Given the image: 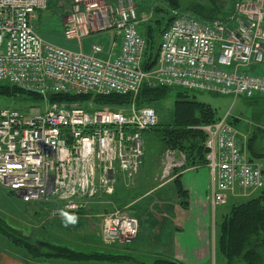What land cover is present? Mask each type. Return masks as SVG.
Here are the masks:
<instances>
[{"label": "built area", "instance_id": "obj_1", "mask_svg": "<svg viewBox=\"0 0 264 264\" xmlns=\"http://www.w3.org/2000/svg\"><path fill=\"white\" fill-rule=\"evenodd\" d=\"M68 6L63 38L76 50L36 32L34 19L47 10L48 0H0V84L44 97L135 98L144 83L234 100L264 97V0L236 1L226 19L172 11L149 72L141 68L147 46L141 27L154 20L152 10L145 15L133 0H70ZM105 31L115 35L108 57H100L97 44L90 54L81 51L84 38ZM89 108L63 103L35 113L0 109V188L23 204H51L55 213L70 215L96 197L112 195L119 175L136 174L144 155L141 133L158 125L156 111L133 104ZM201 129L213 210L229 194L264 188L262 167L248 161L226 116ZM162 157L159 179L165 182L185 157L171 150ZM138 233V220L116 210L103 217L99 236L106 244L123 245Z\"/></svg>", "mask_w": 264, "mask_h": 264}, {"label": "rangeland", "instance_id": "obj_2", "mask_svg": "<svg viewBox=\"0 0 264 264\" xmlns=\"http://www.w3.org/2000/svg\"><path fill=\"white\" fill-rule=\"evenodd\" d=\"M133 1L140 9V11H142V13H144L145 15H148V12L151 10L152 12H154V8L155 10L157 8L163 10L159 12L160 15L154 16V20L162 16H166L165 12L169 9V6L167 5L168 1L165 2L164 0ZM177 1L182 9H194L202 13L213 12L214 14H217V17L219 19H226L231 16L234 11V3L236 2V0ZM68 8L69 6H66V10H68ZM48 9L49 12H46L44 15H49L50 17L51 11H53L52 2L48 5ZM35 27L36 32L41 35L37 30L36 22ZM49 31L53 32V35L58 33L57 35L60 38L59 41H61V44H57L54 42L50 43H53L54 45L62 48L76 50V47H74V42L66 41L63 38V27L61 21L57 20V22H51L48 32ZM109 34L110 31L93 33L84 38L82 44L87 40H91L92 42L98 43L105 48L104 39H107V36H109ZM106 48H108V46H106ZM168 90L169 91L165 97H163L160 101L152 104V106L157 111L158 122L161 126L172 124L174 105L178 100V95L176 93L180 92L181 89L171 88ZM183 96L186 101H194L210 107L209 109H212L215 112V116H217L218 118H223L225 116L227 119L229 117L230 120L232 118V127L237 131V134H240V137L242 135L243 137L245 136L246 138H249L245 140L243 139V137H241L244 144L245 142H247V145L249 144V146H256V142L257 144L264 145V117L263 114H261V112L263 111L260 112L256 109H253L255 107H259L260 103L249 104V102L244 98H238L234 100L229 96H221L206 92H189L188 94H183ZM51 105L52 104L46 103V100H43L42 102H30L23 96H15L9 98L0 97V109H13V107H17V109H22L24 111H27L28 113H35L46 111L51 107H54L56 104H53V106ZM85 106L87 108L90 107L89 109L96 108L91 102H88L87 104H85ZM102 108L111 107L103 106L99 109ZM122 108L123 107L118 109ZM249 109L250 113L248 115L247 113ZM205 126L207 125L198 127V129L202 130L201 128ZM141 135L144 145V155L142 158L143 168L132 176L119 175L117 177L113 194L110 196L101 195L90 201L87 205V208L84 210L83 215L57 214L55 213V209L53 207L47 206L46 204H44L43 206L39 204L25 205L21 202L20 199L6 194L3 189L0 188V218L3 221L7 222L9 226L18 230L24 236L30 238L32 241H43L44 243L66 247L88 254H113V256H116L115 258H117L110 263L108 259V261L103 263L90 261L85 262V264H143L145 262L143 256L141 254H133V249H131L132 247H127L129 251L122 252L120 251V247H118V245L106 244L99 236L102 219L108 213L120 210L129 216H133L137 220L138 218L139 220L140 218H146L145 216H143L140 209L141 206H144L146 203H148V201L153 196H151V184L148 183L146 187H144L143 184L139 185L137 182V176L143 170H145V173L149 174L150 177H152L154 173H157L159 171V163L163 159L162 155L164 152V146H161L162 143H158L157 139L154 138L153 133L144 131L141 133ZM161 149L163 152L161 151ZM170 150L174 152L176 151V149ZM177 152L180 153V151ZM261 161L264 168V158ZM207 171L209 173L208 169ZM208 173L207 183L210 187V177ZM175 179L176 178L170 181L169 184L165 185L162 189L165 190V198H168L169 200H179L180 198L183 199V197H180L176 192V188L174 185ZM158 181H154V184L160 185V182ZM182 189L187 192V197L185 196L184 198H188V190L184 189L183 186ZM162 190L159 193L163 192ZM159 193L158 195H160ZM208 193L210 194L211 190H209ZM256 195L257 192L239 193L238 196H241L242 198L238 200L231 199L227 201L225 205L214 208L213 215L215 214L214 216L216 217V225L219 224L222 214L229 213L232 205L245 202L249 198ZM154 211L155 209H152V212L155 214ZM175 216L176 214L173 210H170L164 214L162 213L161 215V217H164V219L172 221H174L173 218H175ZM3 249L7 250L6 247L0 244V250ZM221 260L222 259H219V257L215 255V258L212 259L211 264H222Z\"/></svg>", "mask_w": 264, "mask_h": 264}, {"label": "trees", "instance_id": "obj_3", "mask_svg": "<svg viewBox=\"0 0 264 264\" xmlns=\"http://www.w3.org/2000/svg\"><path fill=\"white\" fill-rule=\"evenodd\" d=\"M168 1L169 9L165 12L166 16H162L148 23L145 28L141 27L146 39V50L144 53L141 68L144 72L152 70L156 64L159 39L163 31L167 28L171 21L172 11L189 12L199 20L216 19L217 14L213 12L202 13L194 9H182L177 0ZM241 1V0H236ZM50 0H48V5ZM153 15H160L159 8L153 9ZM216 13V12H215ZM167 88L151 87L143 84L135 98L131 95L108 94V95H72V94H56L47 95L46 97L20 90L16 87L7 84H0V97H15L23 96L30 102H42L46 100L48 104H80V106L88 109L85 104L91 102L99 109L103 106H108L113 109L127 107L135 104L136 107H151L153 103L160 101L168 93ZM191 91L180 90L177 92L178 100L174 105L173 122L171 125H158L147 130L153 133L154 138L158 143L164 146V152L170 149L180 151L185 157V163L182 168L175 169L174 173L185 168L194 166H203L206 164L205 155L207 149L205 142L207 139L206 133L198 129L204 125H210L218 122L221 118L215 116V112L205 104L194 101H186L183 94H188ZM249 104L260 103L259 107H255L258 111H263L264 117V97H254L246 99ZM17 109V107H13ZM20 111H24L20 109ZM156 111V110H155ZM27 112V111H24ZM157 113V111H156ZM250 109L248 110V115ZM158 115V114H157ZM231 120L227 119L232 125ZM159 143V144H160ZM162 151V149H161ZM162 151V152H163ZM172 151V150H171ZM163 152V153H164ZM249 153L255 155V150L249 148ZM247 156L250 163L256 164L252 156ZM264 156V153L258 154V157ZM263 171L264 168L262 167ZM174 185L176 192L183 199L180 203L183 206L187 205V192L182 189L178 178L175 179ZM257 195L249 198L245 202L234 204L227 215H224L222 221L217 225L215 236V254L219 258L225 260V264H264V188L256 191ZM53 208L55 206H52ZM78 215H83V211H78ZM72 215V214H70ZM138 236V235H137ZM136 239V238H135ZM134 239V240H135ZM133 240V241H134ZM0 244L7 248L9 253L25 258L31 262L45 261L51 264L64 262L67 264H85V262L96 261V263L112 262L116 256L105 253H83L74 249L51 245L43 241H32L30 238L21 234L18 230L9 226L0 218ZM129 244H113L120 247V251H129ZM125 248H123V247ZM123 248V249H122ZM101 252V251H100ZM94 263V262H93ZM114 264V263H112ZM150 264H183L172 258H157L151 261Z\"/></svg>", "mask_w": 264, "mask_h": 264}, {"label": "crops", "instance_id": "obj_4", "mask_svg": "<svg viewBox=\"0 0 264 264\" xmlns=\"http://www.w3.org/2000/svg\"><path fill=\"white\" fill-rule=\"evenodd\" d=\"M69 1L70 0H50V3L52 2L53 6V11H51L50 17L49 15H44L46 12H49L48 8L45 12H38L36 14L34 22H36L37 30L40 32V36L44 40L61 44V41H59L60 38L57 35L58 33L53 35L54 33L51 31L48 32V29L51 22H57V20L62 21L66 6L69 5ZM109 1L112 2L114 0ZM144 28L145 25H143V29ZM114 39L115 35L110 31L107 39H104L105 48L98 43L87 40L86 42H83L81 51L85 54H90V46L92 44H97L102 47L100 57L106 58L109 55ZM106 46H108V48H106ZM241 137L243 136L241 135ZM241 137L239 134V142L245 154L247 156L251 155V153H249V148L255 150V155L251 156L257 165L263 167L261 160L264 156L258 157V154L264 153V145L257 144L255 142L256 146H249V144L247 145V142H245V144L243 143ZM247 138L245 136L243 137L245 140ZM161 165L162 160L159 163V171L154 173L152 177H150L149 174H146L145 170L140 172L137 176V182L139 185L143 184V186L146 187L148 183L151 184V196H153L148 203L141 206L140 210L146 218H140V220L138 218V236L128 247H132L131 249H133V254H141L143 256V259L145 260L143 264H150L154 259L166 257L175 259L183 264H211L212 259H214L216 255L215 236L217 232V225L215 223V214L213 215L214 210L210 205V194L208 193L210 190L207 183L208 168L205 165L194 166L182 169L176 173L173 172V179L178 178L184 189L188 190V198L186 200L187 205L183 206L180 203L182 201L180 199L169 200L168 198H165V190L162 189L173 179L171 176V178L168 179L167 182L165 181V183L161 182L160 179L158 181L161 173ZM142 168L141 164L139 170ZM154 181L160 182V185H155ZM209 181L211 185V178H209ZM161 190L163 192L159 193ZM158 193L160 195H158ZM240 198L242 197L238 196V194H236V196L228 195V201L231 199L238 200ZM152 209H155V214L152 212ZM170 210H173L176 214L175 218H173L174 221L161 217L162 213L164 214ZM224 215L227 214L224 213L221 215L219 223L222 221ZM219 259H222L221 263L225 264V260L222 257ZM0 264L51 263H47L45 261L31 262L21 256L9 253L6 249H3L0 250ZM56 264L67 263L60 262Z\"/></svg>", "mask_w": 264, "mask_h": 264}]
</instances>
